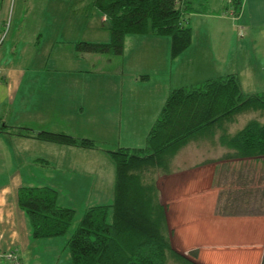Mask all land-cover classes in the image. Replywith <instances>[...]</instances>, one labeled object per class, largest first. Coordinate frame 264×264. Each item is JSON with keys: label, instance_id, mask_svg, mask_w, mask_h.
<instances>
[{"label": "crops", "instance_id": "crops-1", "mask_svg": "<svg viewBox=\"0 0 264 264\" xmlns=\"http://www.w3.org/2000/svg\"><path fill=\"white\" fill-rule=\"evenodd\" d=\"M237 1L236 14L229 16L225 0H179V9L188 11L183 17L191 44L175 59L169 52L158 59L169 61V77L165 63L153 67L163 76L167 93L227 74L237 75L244 94L259 93L258 88L247 89L264 84V0ZM32 3L13 0L4 38L7 15L0 17V127L6 128L0 132V254L14 252L21 264H33L36 260L30 258L38 256L39 244L52 241L31 237L28 218L17 202L20 188L49 187L56 191L58 205L71 209L63 203L91 195L105 198L109 191L103 185L105 160L100 151L10 132L29 129L91 137V127L100 124L104 129L101 121L108 126L105 119L117 115V95L124 93L115 90L120 79L101 77V55L76 52L73 38L60 40V31L50 29L53 17L27 13ZM162 40L152 41L156 52L169 50V39ZM153 97L161 98L162 93ZM163 104L150 103L156 117ZM111 105L115 110L104 117ZM227 152L218 144L194 139L172 158L171 173L158 179L170 244L184 255L197 251L196 264H262L264 157L221 160ZM98 205L106 204L98 200L85 209Z\"/></svg>", "mask_w": 264, "mask_h": 264}, {"label": "trees", "instance_id": "trees-1", "mask_svg": "<svg viewBox=\"0 0 264 264\" xmlns=\"http://www.w3.org/2000/svg\"><path fill=\"white\" fill-rule=\"evenodd\" d=\"M233 2L236 14L239 3ZM178 3L94 0L106 18L109 41L76 42L75 51L120 55L125 37L137 35L169 39V56L175 59L191 44V30L183 17L188 11L180 10ZM225 3L228 10L230 5ZM241 121L244 124L233 130ZM5 129L0 127V132ZM10 133L86 150L99 148L91 139L59 132L18 129ZM194 139L225 147L228 152L221 160L264 157V93L244 95L236 74L171 90L144 147L105 151L114 166L113 200L84 210L67 241L72 264H196L197 251L183 255L172 248L156 184L158 176L171 173L177 152ZM17 202L33 239L63 236L75 216L73 209L58 205L56 191L49 187L20 188Z\"/></svg>", "mask_w": 264, "mask_h": 264}, {"label": "rangeland", "instance_id": "rangeland-1", "mask_svg": "<svg viewBox=\"0 0 264 264\" xmlns=\"http://www.w3.org/2000/svg\"><path fill=\"white\" fill-rule=\"evenodd\" d=\"M9 2L10 7L8 10ZM93 3L94 0H33L32 5L27 6L29 8L27 13H43L53 17V20H51L53 21L51 23L53 28L50 29H58L60 31V40L73 38L76 42L104 44L109 41L107 22H102L101 13L95 8ZM12 4L13 0H0V17L7 15L2 28L3 38L9 29ZM96 34L97 36H95ZM155 39L139 40L134 38V35H127L122 54H90L91 56L101 55V77H106L107 80L110 78L120 79L121 82L115 86V90H124L122 96L120 92L117 95V115L114 118L108 117L105 119L108 126L102 120L101 123L104 129H102L100 124L97 126L98 128L95 126L91 127L88 131L91 137H84L98 143L99 148L96 150L100 151V155L105 160V164L102 167V171L105 174L103 185L105 191H109V194L101 199H97L93 195L80 199H69L70 201L66 203H63L60 199V202L66 206H71L75 211L74 219L63 236L51 238L52 242H49V244H46L47 242L39 244L35 250L38 256L30 258L36 260L33 264H72L68 253L67 241L75 232L84 209L90 206L92 202H97L98 200L106 205H110L113 200L114 166L105 151H114L120 147H144L146 135L156 119L155 108H150V103L160 102L162 104L168 95L163 76L154 73L153 67L157 64L162 66V63H165L168 68L167 77H169V61L167 59L158 61L169 50L160 53L156 52L159 51L158 47L152 41H163L162 39L166 38L159 37ZM134 43H141V46L136 47ZM73 48L75 49V45H73ZM255 88H258L257 92L264 93V84L262 83L259 86L254 85L253 88L247 90H254ZM155 92L162 93V97L154 98L153 94ZM125 94L130 96L131 104L129 105H127V96ZM249 95L254 94L249 93ZM114 110L115 106L111 105L110 108L105 110L104 117ZM91 114H95L93 107ZM244 122L241 121L238 127H241ZM201 156L205 157L204 155ZM162 176H158V179ZM0 264H11L3 253L0 254Z\"/></svg>", "mask_w": 264, "mask_h": 264}, {"label": "built area", "instance_id": "built-area-1", "mask_svg": "<svg viewBox=\"0 0 264 264\" xmlns=\"http://www.w3.org/2000/svg\"><path fill=\"white\" fill-rule=\"evenodd\" d=\"M227 2L230 5V8L227 10V14L229 16H234L235 10H234V7H233L234 6L233 5L234 4L233 0H227ZM105 20H106V18H103V21H105ZM0 43H1V40H0ZM4 257L6 259H8L11 264H21L18 256L14 252H7V253H5L4 254Z\"/></svg>", "mask_w": 264, "mask_h": 264}]
</instances>
